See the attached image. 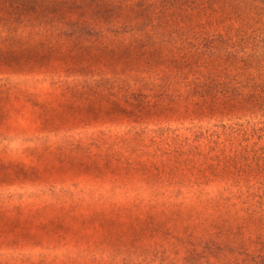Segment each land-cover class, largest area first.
<instances>
[{
    "label": "rangeland",
    "instance_id": "374dc122",
    "mask_svg": "<svg viewBox=\"0 0 264 264\" xmlns=\"http://www.w3.org/2000/svg\"><path fill=\"white\" fill-rule=\"evenodd\" d=\"M0 264H264V0H0Z\"/></svg>",
    "mask_w": 264,
    "mask_h": 264
}]
</instances>
